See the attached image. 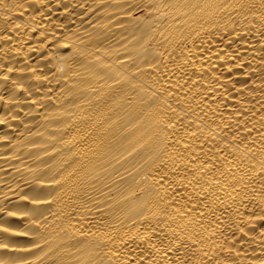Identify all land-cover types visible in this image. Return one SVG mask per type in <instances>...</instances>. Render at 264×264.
I'll return each mask as SVG.
<instances>
[{
    "label": "bare ground",
    "instance_id": "6f19581e",
    "mask_svg": "<svg viewBox=\"0 0 264 264\" xmlns=\"http://www.w3.org/2000/svg\"><path fill=\"white\" fill-rule=\"evenodd\" d=\"M0 264H264V0H0Z\"/></svg>",
    "mask_w": 264,
    "mask_h": 264
}]
</instances>
